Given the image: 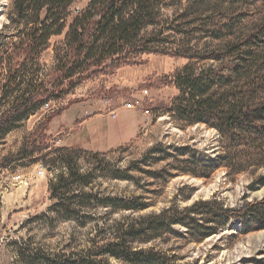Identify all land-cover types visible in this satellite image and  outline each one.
Returning a JSON list of instances; mask_svg holds the SVG:
<instances>
[{"label": "trees", "instance_id": "1", "mask_svg": "<svg viewBox=\"0 0 264 264\" xmlns=\"http://www.w3.org/2000/svg\"><path fill=\"white\" fill-rule=\"evenodd\" d=\"M80 1H14L9 20L19 31L8 48L1 45L0 66L5 64L6 72L0 103L18 95L0 112V139L45 104L68 96L84 80L141 64L143 55L159 54L189 61L172 76L178 94L162 112L185 126L202 124L214 129L219 153L211 158L193 148L156 145L141 165L168 162V168L147 173L166 181L172 172L208 179L220 168L233 175L264 169V0H89L74 13L73 6ZM170 6L181 13L164 19L161 12ZM248 17L255 21L245 30ZM60 36H64L65 50L53 46L56 65L52 76L46 81L33 80L31 74H37L42 53L50 48L53 37ZM204 39L211 45H201ZM62 110H53L18 153L0 161V168L23 161L40 163L49 173L63 168L66 173L48 183L55 202L52 208L58 214L72 210L67 195L75 198L73 189L89 186L93 178L78 168L86 151L43 143L51 118ZM93 158L101 166L105 156L94 153ZM110 176L128 178L120 171ZM257 186H264V175L248 188L253 191ZM82 198L117 210L143 211L149 206L144 201L99 199L89 193ZM71 212L67 216L73 218L75 212ZM232 220L241 223V234L264 230V200L237 208H227L217 200L198 201L183 209L173 205L117 226L108 240L80 254L49 256L19 250L18 256L25 264H177L175 257L163 251L137 245L168 235L199 243ZM176 228L184 229V234Z\"/></svg>", "mask_w": 264, "mask_h": 264}, {"label": "rangeland", "instance_id": "2", "mask_svg": "<svg viewBox=\"0 0 264 264\" xmlns=\"http://www.w3.org/2000/svg\"><path fill=\"white\" fill-rule=\"evenodd\" d=\"M14 1L0 0V55L5 46L8 48L10 43L16 41L18 35V26L9 20L14 15ZM88 2L80 1L72 11L77 7L84 8ZM180 13V9L174 6L161 12L164 19H172ZM248 19L245 30L255 21V17ZM209 42L208 39L200 41L201 45L207 43L208 46L211 45ZM1 45H4L3 49ZM53 46L65 50L64 36L50 40V48L42 53L38 62L37 74H31L33 80L46 81L52 76L56 65ZM139 61L141 64L122 66L112 74L94 75L62 100L49 103L54 111L63 109L52 116L44 133L47 140L43 143L52 148L61 147V143L56 144L55 136L61 130L68 144H90L96 149L124 139L127 122L129 125L127 142L100 152L105 156L101 166L93 158L94 150L86 151L79 160L80 173H90L93 178L89 186L73 189L75 198L67 195L68 208L72 210H62L58 214L52 208L55 202L48 193V183L60 173H66L63 168L46 172L43 178L36 176L38 163L13 164L6 170L0 169V264H25L18 256L19 250L43 252L49 256L83 253L108 240L117 226L159 214L173 205L183 209L198 201L217 200L227 208H237L264 200V186H257L253 191L248 188L260 175H264V169L233 175L226 168H220L208 179L172 172V178L166 181L154 179L147 173L168 168V162L141 165V160L156 145L193 148L214 158L219 153V143L214 129L202 124L185 126L161 110L178 94L171 83L172 76L189 61L159 54L143 55ZM201 65L199 63L197 67ZM5 70V64L0 66V86L5 79ZM145 91L146 95L143 94ZM16 95L0 103V112L9 108ZM134 100H141V111L121 108L123 103ZM105 102L116 108V118L103 116L88 120V117L107 113ZM50 108L40 109L30 116L19 126L20 129L18 127L17 134L34 132L47 116H51ZM143 110H147L148 114H144ZM64 112L62 119H57ZM77 112L79 116H76ZM82 115L86 122L82 127L75 128L76 117ZM61 122L68 128L65 129ZM50 130L52 134L48 135ZM12 138L10 135L9 141L0 142V154L6 156L18 150L17 137ZM114 171L126 173L128 178L113 179L110 175ZM13 175H21L24 183L11 182ZM83 193L99 199L144 201L149 206L143 211L105 208L97 205L98 201L89 203L82 198ZM71 211L75 212L73 218L67 216ZM178 231L184 234V229L179 228ZM137 247H154L175 257L177 264H264V230L241 234V223L235 220L216 235L199 243L168 235Z\"/></svg>", "mask_w": 264, "mask_h": 264}, {"label": "crops", "instance_id": "3", "mask_svg": "<svg viewBox=\"0 0 264 264\" xmlns=\"http://www.w3.org/2000/svg\"><path fill=\"white\" fill-rule=\"evenodd\" d=\"M0 95H1V90H0ZM60 101V100H59ZM42 109V108H41ZM66 112H64L63 114H62V116L60 117V118H57V119H62V117H63V115L65 114ZM80 114L77 112L76 113V116H79ZM32 116V115H31ZM103 116H107L108 117V115H107V113L106 114H99V115H94L93 117H88L87 119L88 120H91V119H93L94 117H103ZM30 117V116H29ZM28 117V118H29ZM27 118V119H28ZM27 119H25L24 121H22L20 124H19V126L20 125H23L24 124V122L27 120ZM75 125H74V127L75 128H79V127H82L83 125H84V123L86 122V119H84L83 118V115H82V117H80V118H78V117H76V119H75ZM61 125H64V128L66 129V128H68V126H66V124L65 123H62L61 122ZM18 126V127H19ZM129 125H128V122H127V126H126V134H125V136H123L124 137V139H117L116 140V142H114V143H109V144H106L105 146H102V147H100V148H96L95 149V147H91V145L90 144H68L67 143V141H68V139L66 140V138L63 136V134H64V132L61 130V131H59L58 133H56V135L55 136H57V140H59L60 141V143L62 144L61 145V147H66V148H68V149H82V150H84V151H92V150H94L93 151V153L94 152H98V153H100L101 151H105V150H108V149H111V148H113L114 146H117V145H121V144H123V143H125V142H127L128 141V139H129V128H127ZM18 127L17 128H15V129H13L11 132H9L8 134H6L2 139H0V142H2V141H9V137H10V135H12V139H14V138H16L17 137V139H18V144L20 145V147L18 148V150L16 151V152H14V153H12V154H9V155H14V154H16V153H18L19 151H20V149L22 148V145H23V142L33 133V131L31 132V133H29L28 135H27V133L26 134H23V133H20V135L19 134H17V132H18V130L20 129V127H19V129H18ZM69 130H72V128H69ZM48 135H51L52 134V131L50 130L48 133H47ZM62 134V136L60 137V135ZM65 134H67V133H65ZM65 136H67V135H65ZM24 138V139H23ZM22 140H23V142H22ZM56 140V141H57ZM22 142V143H21ZM55 142V141H54ZM9 155H6L5 156V154L4 153H2V154H0V161L3 159V158H5V157H7V156H9ZM27 163V161H23V162H20V163H14V164H26ZM39 165H41L40 163H38ZM13 165V164H12ZM12 165H10V166H12ZM38 165V166H39ZM10 166H7V167H5V168H2V169H4V170H6V169H8V168H10ZM37 166V167H38ZM1 169V168H0ZM47 187V186H46Z\"/></svg>", "mask_w": 264, "mask_h": 264}, {"label": "built area", "instance_id": "4", "mask_svg": "<svg viewBox=\"0 0 264 264\" xmlns=\"http://www.w3.org/2000/svg\"><path fill=\"white\" fill-rule=\"evenodd\" d=\"M80 11V8L77 7L75 8V10L73 11L74 13H77ZM144 95L147 94V92L145 91L143 93ZM105 110H107V115L110 116L112 119H115L116 118V114H117V111H116V108H113L112 105L109 103V102H105ZM50 104L47 103L45 104L42 109H45V110H49V107ZM121 108H124V109H139L141 111V108H142V104H141V100H134L132 102H127V103H123ZM51 112L53 111V109H51ZM143 113L144 114H148V111L147 110H143ZM60 141L57 140L56 141V144L59 145ZM47 169L43 166V165H39L37 167V172H36V176L37 177H40V178H43L45 177L46 175V171ZM11 182L13 183H24V179L21 178V175H13L11 176ZM27 181L25 180V185L27 184L26 183Z\"/></svg>", "mask_w": 264, "mask_h": 264}, {"label": "water", "instance_id": "5", "mask_svg": "<svg viewBox=\"0 0 264 264\" xmlns=\"http://www.w3.org/2000/svg\"><path fill=\"white\" fill-rule=\"evenodd\" d=\"M46 171H47V172H50V169H47Z\"/></svg>", "mask_w": 264, "mask_h": 264}, {"label": "bare ground", "instance_id": "6", "mask_svg": "<svg viewBox=\"0 0 264 264\" xmlns=\"http://www.w3.org/2000/svg\"><path fill=\"white\" fill-rule=\"evenodd\" d=\"M207 193V192H206Z\"/></svg>", "mask_w": 264, "mask_h": 264}]
</instances>
